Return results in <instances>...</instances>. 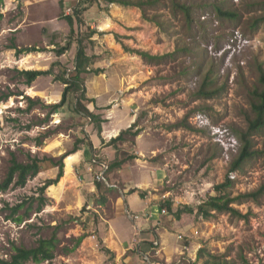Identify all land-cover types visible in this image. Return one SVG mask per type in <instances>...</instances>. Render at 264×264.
Segmentation results:
<instances>
[{
    "label": "rangeland",
    "instance_id": "1",
    "mask_svg": "<svg viewBox=\"0 0 264 264\" xmlns=\"http://www.w3.org/2000/svg\"><path fill=\"white\" fill-rule=\"evenodd\" d=\"M2 1L0 185L13 156L57 162L76 145L86 153L72 169V157L63 160V177L67 169L70 174L42 195L39 189L58 173L49 162L24 188L0 190V264L10 260L13 247L31 249L50 239L56 242L54 258L25 264H148L145 256L152 264H264V192L233 205L244 218L197 215L227 177L231 198L264 186V156L231 171L241 150L237 136L252 118L258 68L264 69V0H176L189 8V21L173 0H130L143 2L141 8L106 0ZM217 7L237 18H219ZM74 13L79 23L69 36L61 16ZM78 38L94 59L92 68L102 70L84 84L93 100L88 108L94 105L95 114L120 128L130 119L135 124L113 146L112 134L99 141L90 120L75 111L74 95L53 114L63 84L41 76L27 86L20 75L46 71L55 62L71 71ZM14 46L39 52L18 56ZM130 51L176 53L146 62ZM204 83L217 94L200 97ZM113 107L117 117L109 114ZM252 149L264 151V131L253 138ZM114 161L122 164L104 172L97 190L100 164ZM133 189L144 197L129 195Z\"/></svg>",
    "mask_w": 264,
    "mask_h": 264
},
{
    "label": "trees",
    "instance_id": "2",
    "mask_svg": "<svg viewBox=\"0 0 264 264\" xmlns=\"http://www.w3.org/2000/svg\"><path fill=\"white\" fill-rule=\"evenodd\" d=\"M108 4H117L121 7H136L141 8L143 2H133L130 0H106ZM174 7L181 10L186 18L190 19V11L189 8L186 6L178 3L176 0L172 1ZM3 6V1L0 0V9ZM215 12L219 18H228V19H236L237 15L230 11L222 10L221 8H215ZM78 13H74L73 15H66L61 16L64 21L67 22L69 26V36L75 35V28L74 26L79 23ZM3 19V15L0 12V22ZM90 38V36L88 37ZM83 38L76 39V53L74 59V66L71 71H67L66 68L60 63L55 62L51 65V67L46 71H22L20 75L24 78L25 83L27 86H30L37 78L41 76H52L54 80L60 82L65 87L61 94L60 102L57 105H53L51 110L53 114L61 109L67 102V96L72 94L75 96V111L81 115L82 117L87 118L90 120L91 125L95 128L96 133L98 136L101 135L102 132V124L105 122L102 119L100 114H95L88 108V104H92L93 100H89L86 97V90L84 87L85 81L90 74H94V76L99 75L102 73L101 69H93L92 65H94L93 57H89L86 54V47L83 43ZM67 44L65 47L56 50V56L61 57L67 50ZM16 51V55H28L32 54L36 51L34 48H25V49H17L15 46L11 47ZM185 51V50H183ZM129 52V51H127ZM135 53L138 57L146 62H160L167 57H174L175 53L167 54L165 56H151L148 53L140 52V51H130ZM55 69L58 70V73H55ZM258 86L252 93L253 99L251 103V113L252 118L247 120V128L244 132L240 133L237 138L239 143L241 144L240 153L232 165L231 171L238 168L244 161L250 159L253 156H264V151H254L253 148V138L262 133L264 131V69L260 66L258 68ZM207 83H204L202 88L199 91V96L203 98H212L217 91H207L206 87ZM35 105L34 102L29 100L28 109L33 108ZM135 127L133 124L127 131H122L119 135L112 139L109 143V146H113L115 143H119L123 141V136L128 134L132 128ZM139 131H136L133 136H137ZM80 145H76L72 151L66 153L65 155L61 156L57 162L49 159H39L38 157L28 155L26 157V162H19L16 156H13L10 160V166L7 170L6 176L2 184L0 185L1 191H6L8 188H24L29 180L36 177L43 169L44 162H49L53 167L58 168V173L55 179L48 180L44 183L43 187L39 189V193L42 195L44 191L51 186L56 185L60 179L63 177V169L64 164L63 160L68 156L76 153L77 151L81 150L79 147ZM135 156H130L128 160H134ZM122 164L121 161H114L107 166V171L109 168H117ZM101 182L97 181L95 183V188L97 190H101ZM232 186V181L227 177L225 181L219 185L214 187L215 195L209 197L206 201L201 203L197 207V215L202 219H208L214 215V213L219 214H229L236 218H244L243 215L237 211L233 205L235 203L241 205L246 203L249 199L256 200L260 194L264 192V186L260 187L257 191L252 193H245L240 194L235 198H231L225 192ZM136 192L139 193L141 198L144 197V193L140 192L138 189H133L130 191V194H135ZM44 205V202L42 206ZM24 206V203L19 204L16 206L12 213L17 214L19 210H21ZM192 212L191 210H189ZM182 212L177 211L175 213L176 217H179ZM18 222L21 221V218L17 220ZM81 239H79L80 241ZM55 239L50 240H40L38 242L37 247L26 249L23 247H13V255L10 257V260L5 264H25L29 261L34 263H41L45 261H51L54 258V250H55ZM107 255L110 257L113 255L108 249H104Z\"/></svg>",
    "mask_w": 264,
    "mask_h": 264
},
{
    "label": "crops",
    "instance_id": "3",
    "mask_svg": "<svg viewBox=\"0 0 264 264\" xmlns=\"http://www.w3.org/2000/svg\"><path fill=\"white\" fill-rule=\"evenodd\" d=\"M101 74V73H100ZM86 82V81H85ZM102 90H104V88L102 89ZM105 92H106V90H105ZM93 104V103H92ZM96 108H103V106H99V105H96ZM90 109V108H89ZM93 109H95V106L93 105ZM93 109H90L91 111H93ZM109 114H114L115 116H116V110H115V108L113 107L110 111H109ZM108 114V115H109ZM117 117V116H116ZM102 119H104V121L106 122H104L103 124H102V132H101V135L98 137V140L99 141H105L106 142V140H108V138L110 139L111 137H110V135L109 134H112L111 136L113 137V139H115L119 134L117 133L118 131L120 132V130H123L124 131V128L125 129H128V128H130L132 125V119H130V120H128V122H126V125L124 126V128H120L119 126H120V124L119 123H116V124H113V123H111L112 121H110V120H112L110 117H107L106 119H105V117H103L102 116ZM110 121V122H109ZM109 124V125H108ZM131 125V126H130ZM122 132V131H121ZM116 136V137H115ZM112 140V139H111ZM95 147H96V145H95ZM85 153H86V149H81V150H79V151H77L76 153H74V154H72V155H70V156H68V157H72V161L70 162V168L72 169L76 164H79L80 163V160H81V157H83L84 155H85ZM64 160H66V158L64 159ZM100 165H102V164H100ZM65 167V166H64ZM90 173H92V168L91 167H89L88 169H87ZM96 178V177H95ZM61 180V179H60ZM152 243V242H151ZM151 246V245H150Z\"/></svg>",
    "mask_w": 264,
    "mask_h": 264
},
{
    "label": "built area",
    "instance_id": "4",
    "mask_svg": "<svg viewBox=\"0 0 264 264\" xmlns=\"http://www.w3.org/2000/svg\"><path fill=\"white\" fill-rule=\"evenodd\" d=\"M101 166L103 168V171L101 173H99V174L96 175V180L99 181V182H104L105 181V179H104V172L107 171V165H103L102 164ZM157 244H158L157 241H152V243H151L152 247H156ZM145 260L148 262V264H152V263L149 262V260H148V258L146 256H145Z\"/></svg>",
    "mask_w": 264,
    "mask_h": 264
},
{
    "label": "bare ground",
    "instance_id": "5",
    "mask_svg": "<svg viewBox=\"0 0 264 264\" xmlns=\"http://www.w3.org/2000/svg\"><path fill=\"white\" fill-rule=\"evenodd\" d=\"M69 174H70L69 169H67V173H65V176L62 179H65V177L68 176Z\"/></svg>",
    "mask_w": 264,
    "mask_h": 264
}]
</instances>
